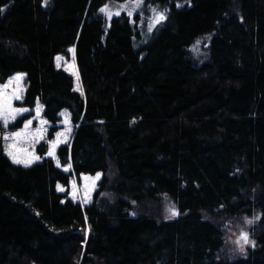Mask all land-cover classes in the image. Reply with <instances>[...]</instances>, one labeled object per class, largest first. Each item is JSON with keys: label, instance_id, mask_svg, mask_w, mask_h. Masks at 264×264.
I'll list each match as a JSON object with an SVG mask.
<instances>
[{"label": "trees", "instance_id": "trees-1", "mask_svg": "<svg viewBox=\"0 0 264 264\" xmlns=\"http://www.w3.org/2000/svg\"><path fill=\"white\" fill-rule=\"evenodd\" d=\"M106 1L0 0V85L25 75L47 140L62 110L76 127L57 151L70 172L46 142L26 168L0 142V264H264V0H145L167 12L144 41L97 16ZM71 47L82 92L54 63ZM97 173L85 208L56 190ZM253 217L254 245L222 259L221 227Z\"/></svg>", "mask_w": 264, "mask_h": 264}, {"label": "rangeland", "instance_id": "rangeland-1", "mask_svg": "<svg viewBox=\"0 0 264 264\" xmlns=\"http://www.w3.org/2000/svg\"><path fill=\"white\" fill-rule=\"evenodd\" d=\"M125 4H126V0L123 2H114L112 0H107L105 2L104 6L108 5L109 9L113 13V15L111 17H109L108 15H106V13L101 12L99 10L97 12V16H101V18L103 20H105V19L109 20L110 18L117 16V15H115V13L117 11H119L120 14H124L128 17L130 24L135 29V32L137 31L138 39L143 38L142 39L143 41H144V39L146 40L148 38L149 33H151L156 27L162 26V23H160V24H157L155 27H152L151 31L149 30V26H150V22H151L150 18L153 16V12L151 11V8L155 7V8H157L158 11H164L165 10L164 7L151 5L150 3L146 4L144 2V6L140 9H136V11H134L132 17H129L127 15V9L121 7ZM178 5L181 6L182 3H179ZM198 40L200 41V43L198 45L196 44L197 40H195V43L188 49L190 57L195 61L202 60L201 59L202 54H203L202 51H203L205 45L208 43L207 37H203V38H200ZM143 41H141V42H143ZM194 46H195V48H194ZM68 52H69V55L67 57L60 56V55L56 56L54 63H55L56 68L64 70L67 74H69L72 77L73 84H74V90L76 92H81V82L79 79L78 69H77V65L75 62L74 48L72 47V48L68 49ZM203 56H204V54H203ZM58 57H59V59H58ZM24 80H25L24 76L15 75V76L11 77L10 79H8V81L4 84V85H7V88H4L3 87L4 85L0 86V91H3L5 94H11L14 91H18V94L20 95L21 98L12 100V107H14V108H25V107H22V105H21L22 96H23V93L25 90ZM38 104L39 103H36L34 108H27L30 111L17 115L15 120H10L7 127H5L3 121L0 120V142L2 144L1 145L2 152H3L4 156L12 164L26 168V167H30V166L40 162L41 159L33 160V162L27 166H25V164L14 163L12 157H10L8 155L7 151H5L6 144L12 145L14 140H15L14 147L11 150L14 151V154L17 156L18 159H25V158H29L31 156H38L36 153L37 146L39 144H41L42 142L47 143V145H48L47 153H48L49 148H50V144L48 142L49 141H55V140L59 139L61 142L57 145V147L55 149L56 159L48 156L47 153L45 154L44 158H50L54 162V165L56 167H59L60 169H62L65 172H70V170H71L70 167H68L67 170H65V168L68 165L57 166V159H58L57 151H58V149L62 146H67L70 143L72 136H73V133H74V126H72V124L70 123V115H69L68 111H66V110H63L62 112L59 113L60 123L57 124L58 130H57V132H55L52 139L47 140V134L49 132V128L51 125L48 122L46 124H41L40 121L45 120V119H43L42 115H41L42 107H40V113H39V116H37L36 108H37ZM39 106H40V104H39ZM61 113H63L64 115H61ZM28 114H31V115L27 118V120H32V124L29 126V131L32 132L33 134H35L36 130L40 129L42 132V138L34 139V137L29 136L27 138H24V137H21L19 139L13 138V139H10L8 141H5L3 138L5 133H11V132L19 131L20 129H22L24 127V123L22 124V126L20 128L15 129V130H9L8 127L13 125L19 117H24V116H27ZM68 129H70L71 131L69 132ZM58 132L62 133V135L60 137L56 136V133H58ZM107 178L109 181L108 186H111V184L113 182L111 179V176L108 175ZM100 180H101V174L99 175L98 178H97V174L96 175H90V176L89 175H82L79 177H75L72 174V177L70 178L68 187L64 188L61 186H57L56 190L60 195H62L64 198L68 199L72 203H77L82 208H85L91 202L93 193L95 192V190H97V187H98ZM164 207H165L164 208V210H165L164 217L170 218L171 216H173V215H171V213L169 211L170 207L169 206H164ZM248 228H249V224H247L245 222V219H242V218L237 219L235 221H232L230 223H224V226L221 227V232H222V236H223V247H222L221 252H220V257L222 259L232 260V259H236V258H241L247 253L248 249L251 248V246L253 244L245 245V250L243 253H241L239 250V245L236 243V240L238 239L241 231H245L248 233L249 232ZM248 238L250 240L249 233H248Z\"/></svg>", "mask_w": 264, "mask_h": 264}, {"label": "snow or ice", "instance_id": "snow-or-ice-1", "mask_svg": "<svg viewBox=\"0 0 264 264\" xmlns=\"http://www.w3.org/2000/svg\"><path fill=\"white\" fill-rule=\"evenodd\" d=\"M47 3V0H45V4ZM144 6V0H126V4L121 6L123 8L127 9V15L129 17H132L134 11H136V9H140ZM177 7H180V5H177ZM3 9H0V12H2ZM101 12L106 13V15H108L109 17H111L113 15V13L111 12V10L109 9L108 5H105L103 8L100 9ZM151 11L153 12V16L150 18V26H149V30L151 31L152 27H155L157 24L162 23L165 19H166V12L167 9H165L164 11H158L157 8L153 7L151 8ZM119 11H117L115 13V15H119ZM200 43L199 40L196 41V44L198 45ZM195 48V46H194ZM59 59V57H58ZM22 75V74H20ZM4 88H7V85L3 86ZM20 95L18 94V91H14L11 94H5L3 91H0V120L3 121L4 126L7 127L8 123L10 120H15L16 116L24 113V112H28L30 111L27 108H14L12 107V100L13 99H20ZM40 107L39 104L36 108V113L37 116H39L40 113ZM61 115H64L63 113H61ZM41 124H46L47 121L45 120H41L40 121ZM32 124V120H25L24 122V127L22 129H20L17 132H11V133H5L3 138L5 141H8L10 139L16 138L19 139L21 137L27 138L29 136L34 137V139H40L42 138V132L40 129L36 130V133L33 134L32 132L29 131V126ZM68 131L70 132L71 130L68 129ZM62 135V133H56L57 137H60ZM61 141L59 139L55 140V141H49L48 143L50 144V148L49 151L47 153L48 156L56 159V155H55V149L57 147V145L60 143ZM15 144V140L13 142L12 145H7L5 147V151H7L8 155L10 157H12L13 162L14 163H18V164H25V166L29 165L30 163L33 162V160H39L41 159V157L39 156H31L29 158H25V159H18L17 156L14 154V151L11 150L13 149ZM57 166H60L59 160L57 159ZM70 167V165H68L65 170H67V168ZM99 173H97V178L99 177ZM171 215L175 216V215H179L178 211L175 209V207H171L169 209ZM256 219H259V217H253L252 219H248L245 218V222L249 225L253 224L254 221ZM236 243L239 245V250L241 253L244 252L245 250V245L247 244H253L254 245V241L249 240L248 238V233L245 231H241L238 239L236 240Z\"/></svg>", "mask_w": 264, "mask_h": 264}]
</instances>
